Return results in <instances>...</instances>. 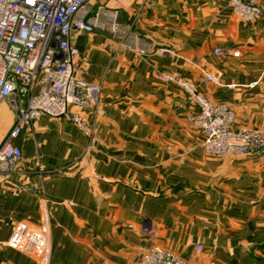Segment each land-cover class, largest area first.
Instances as JSON below:
<instances>
[{
	"label": "crops",
	"instance_id": "1",
	"mask_svg": "<svg viewBox=\"0 0 264 264\" xmlns=\"http://www.w3.org/2000/svg\"><path fill=\"white\" fill-rule=\"evenodd\" d=\"M106 2L151 50L73 31L85 76L102 83L100 111L84 114L93 147L76 123L46 115L13 140L23 155L0 168V264H38L33 244H7L17 224L48 226L49 264H127L156 245L197 264H264V163L209 154L192 99L158 78L185 76L228 103L236 127L264 128V0L250 23L230 0ZM0 122L3 139L14 123L6 104Z\"/></svg>",
	"mask_w": 264,
	"mask_h": 264
},
{
	"label": "built area",
	"instance_id": "2",
	"mask_svg": "<svg viewBox=\"0 0 264 264\" xmlns=\"http://www.w3.org/2000/svg\"><path fill=\"white\" fill-rule=\"evenodd\" d=\"M106 1L110 0H0V107L6 104L14 116L10 131L0 139L1 169L8 170L11 162L22 159V149L13 140L43 115L76 123L89 136L86 149H92L94 135L84 114L100 111L102 83L85 76L73 31L103 30L139 54H148L152 47L138 38L133 23L122 24L119 10ZM230 4L247 23L262 15L260 0H230ZM224 51L217 48L214 53L220 56ZM158 78L175 82L192 99L197 112L189 120L202 132V145L209 154L249 155L264 163V128L236 127L235 110L225 101L211 100L185 76L161 71ZM205 80L219 84L209 74ZM28 243L36 247L38 264H49L48 226L35 229L17 224L7 244L23 251ZM195 248L200 251L203 245ZM127 264L197 263L156 245Z\"/></svg>",
	"mask_w": 264,
	"mask_h": 264
}]
</instances>
